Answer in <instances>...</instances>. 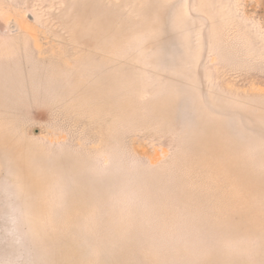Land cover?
Returning <instances> with one entry per match:
<instances>
[{"label": "rangeland", "instance_id": "obj_1", "mask_svg": "<svg viewBox=\"0 0 264 264\" xmlns=\"http://www.w3.org/2000/svg\"><path fill=\"white\" fill-rule=\"evenodd\" d=\"M0 264H264V0H0Z\"/></svg>", "mask_w": 264, "mask_h": 264}]
</instances>
